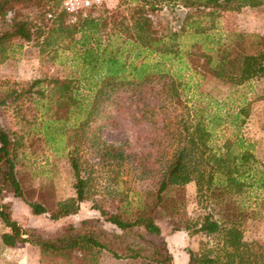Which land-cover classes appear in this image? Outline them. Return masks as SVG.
Returning <instances> with one entry per match:
<instances>
[{
  "label": "trees",
  "instance_id": "obj_1",
  "mask_svg": "<svg viewBox=\"0 0 264 264\" xmlns=\"http://www.w3.org/2000/svg\"><path fill=\"white\" fill-rule=\"evenodd\" d=\"M36 1L0 0V18H4L15 4L32 6ZM52 1L62 7L61 0ZM140 1L120 19H117L118 12L111 13L109 17L88 16L79 18L75 25L65 26L63 22H58L51 30L68 39L79 33L75 42L80 47L76 55L81 67L79 78L93 95L83 106L78 94L70 90L68 79H53L54 92L46 96L38 91L39 98L48 97L47 111L51 112V116L42 123L38 136L51 146L55 154L67 150L63 135L71 111H78L81 115L71 131L82 142L92 121L102 119L111 105L122 109V102L127 99L124 96L132 93L131 100L141 101V105L136 104L135 110L130 113L133 122L140 123L142 120L156 126L155 165L144 164L152 162L150 153L136 161L132 155L125 156L120 146L103 145L101 151L115 164L128 160L139 170L141 177L155 175L158 180L155 198L159 203L168 188L181 189L191 182L195 183L197 193H205L213 207L203 215L201 223L190 235H212L219 243L214 247L206 246L202 254L187 250V264H264V249L255 242L245 241L243 237V224L253 205L264 206V196L258 193L264 191V163H256L239 136L224 138L222 145L213 144L214 131L225 124L227 118L238 128L243 124L240 118L245 111L240 108L233 114L221 115V101L214 99L211 91L203 89L205 82L214 80L227 85L229 95L238 91L240 84L264 80V34L234 33L229 36L232 37L229 42H224L198 22L201 18L218 17L221 12L259 8L264 6V0H179L177 3L168 0L166 5H180L189 13L184 16V24L176 30L166 29V33H160L155 28L148 13V9L160 11L163 5L151 4L149 0ZM63 16L67 17L62 10ZM108 20L112 23L110 34H119L124 38V44L138 48L135 55L124 57L122 52L109 49L108 32V44H102L97 36L106 31ZM32 32L27 19L15 18L10 31L0 35V50L11 38L31 41ZM187 33L201 42L196 41L183 48L180 37ZM42 83L35 80L28 90ZM182 94L191 99L192 107H184L185 114H180L179 118L176 116L178 120L169 113L158 118L157 112L172 109L175 100ZM261 96L264 98V93ZM202 99L211 100L216 111H212L213 105L203 103ZM55 106L58 110L65 109V113L56 116L57 110L52 111ZM67 142L69 145L70 142ZM18 144L19 139L12 138L0 128V194L7 190L24 201L14 172ZM76 151L77 147L73 151L67 150L68 162L76 180L75 196L59 202L50 216L51 220L76 214L85 199L88 179L81 176V161L74 155ZM25 203L35 216L47 213L39 203ZM101 216L120 230V234L103 230L97 220H84L80 227L68 228L46 239L23 233L11 218L10 205L0 204V220L10 229V232L2 234L1 243L5 247L17 244L35 246L41 259L51 257L59 264H100L103 252L115 259H146L155 264H175L165 243L156 244L144 238V232L161 236L160 228L146 211H141L130 220L105 211H101Z\"/></svg>",
  "mask_w": 264,
  "mask_h": 264
},
{
  "label": "rangeland",
  "instance_id": "obj_2",
  "mask_svg": "<svg viewBox=\"0 0 264 264\" xmlns=\"http://www.w3.org/2000/svg\"><path fill=\"white\" fill-rule=\"evenodd\" d=\"M151 4L163 5L161 10L148 9L155 28L160 33L166 29L173 30L184 22L188 10L172 3L166 5L168 0H149ZM179 0H173L177 3ZM140 0H108L103 9L94 17H109L111 13L118 12L117 19L126 15L128 10ZM62 7L55 5L52 0H37L32 6L15 4L4 18H0V35L8 33L13 20L27 19L31 24L33 38L26 42L18 37L5 41L0 50V128L7 131L12 138L20 140L16 150L14 172L18 180L23 200L15 197L7 190L0 194V204L10 205L11 218L27 236H42L49 239L64 232L66 229L81 226L84 220H97L101 228L110 233L120 234L114 225L104 221L101 211L108 214H119L123 220L136 218L144 210L152 217L160 228L161 236L143 233L147 241L156 244L165 243L169 247L191 250L194 253H205V247H214L219 243L212 235L204 233L193 234V230L201 223V218L206 212L211 211V202L204 192L197 193L194 182L181 189L168 188L163 195V200L156 201L155 194L158 189V180L154 177H141L139 170L128 160L115 164L105 152L101 151L103 145L119 147L124 155H132L134 160L150 153L151 161L144 164L151 166L156 161L158 135L156 126L150 122L134 123L131 114L136 104L141 101L131 100L132 93L126 94V101L122 102V109L113 105L106 109L102 119L92 121L87 133L80 142L71 131L81 115L70 112L63 135V143L68 151H73L81 161L82 177H87L85 199L79 205L76 214L51 220L59 202L75 196V176L68 162L67 150L55 154L51 146L44 143L39 134L42 123L50 117L47 105L50 101L39 98L38 91L46 96L52 90L53 79H68L69 87L77 93L84 106L92 98V91L81 82L79 75L81 67L76 60L80 50L75 42L79 33L68 39L55 31V25L63 22L66 25H75L78 19L68 15L61 17ZM199 24L211 30L217 38L229 42L231 34H264V6L259 8H243L239 11L221 12L218 17L201 18ZM112 23L109 22L104 32L98 34L103 45H111L109 49L122 52L124 57H132L138 48H130L124 44V38L119 34H110ZM51 31V32H50ZM109 33V41L106 33ZM39 33V34H38ZM95 37V36H93ZM122 37V38H121ZM201 42L189 33L180 37L183 48ZM233 41V40H232ZM230 42L233 44V42ZM145 55V54H144ZM4 57L3 60L1 58ZM153 57V56H152ZM40 80L43 83L30 89V84ZM205 91H211L214 99L221 101V115L235 113L240 108L245 111L241 115L243 124L235 128L227 122L214 131L213 138L216 145H222L224 138L236 136L244 140L246 147L253 154L256 163H264V80L256 79L240 84L236 92L227 95V85L214 80L203 84ZM49 91V92H48ZM53 95L57 96L56 93ZM190 97V96H189ZM226 97V98H225ZM188 101V104H187ZM203 103L213 105L211 100L202 99ZM186 105V106H185ZM199 105L198 107H204ZM115 107V108H114ZM174 107V108H173ZM184 107H192L191 99L183 94L175 100L172 109L157 112L158 118L170 114L178 117L185 114ZM63 115L65 109L52 111ZM212 111H216L214 105ZM106 116L110 117L107 118ZM134 117H137L136 115ZM176 117V120L178 118ZM157 118V119H158ZM240 120V121H241ZM64 124V125H65ZM160 124V123H159ZM99 125H105L97 128ZM155 139V140H154ZM67 140L70 142L68 145ZM161 148V147H160ZM264 196L263 192H258ZM25 202L43 205L47 213L35 216ZM264 206L253 205V208L243 224V237L247 242H255L264 249ZM178 228V231L175 229ZM187 228V229H185ZM10 232L0 220V264H59L51 257L41 259L39 249L27 244H17L14 247H5L1 243L3 233ZM183 232L189 237L185 246L180 245L181 240L171 238L174 234ZM180 241V242H179ZM191 248V249H190ZM182 252V251H181ZM173 257V256H172ZM175 264H180L179 259H174ZM100 264H155L146 259H115L110 254L103 252Z\"/></svg>",
  "mask_w": 264,
  "mask_h": 264
},
{
  "label": "built area",
  "instance_id": "obj_3",
  "mask_svg": "<svg viewBox=\"0 0 264 264\" xmlns=\"http://www.w3.org/2000/svg\"><path fill=\"white\" fill-rule=\"evenodd\" d=\"M108 0H61L62 9L75 21L79 18L94 17Z\"/></svg>",
  "mask_w": 264,
  "mask_h": 264
},
{
  "label": "crops",
  "instance_id": "obj_4",
  "mask_svg": "<svg viewBox=\"0 0 264 264\" xmlns=\"http://www.w3.org/2000/svg\"><path fill=\"white\" fill-rule=\"evenodd\" d=\"M171 238L181 240L180 245H182V246H185L189 240V237L186 234H184L183 232L174 234ZM181 251H180V248L172 250V248L169 247V252L174 257V259H179L180 264H187L188 259H189V256L187 254V250H185V247H184V248H181Z\"/></svg>",
  "mask_w": 264,
  "mask_h": 264
}]
</instances>
